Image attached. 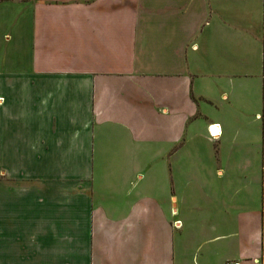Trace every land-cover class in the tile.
Returning <instances> with one entry per match:
<instances>
[{
  "label": "crops",
  "instance_id": "0c3cea01",
  "mask_svg": "<svg viewBox=\"0 0 264 264\" xmlns=\"http://www.w3.org/2000/svg\"><path fill=\"white\" fill-rule=\"evenodd\" d=\"M231 182L263 228L264 0H0V264H224Z\"/></svg>",
  "mask_w": 264,
  "mask_h": 264
},
{
  "label": "rangeland",
  "instance_id": "374dc122",
  "mask_svg": "<svg viewBox=\"0 0 264 264\" xmlns=\"http://www.w3.org/2000/svg\"><path fill=\"white\" fill-rule=\"evenodd\" d=\"M236 167L251 169L252 166L247 164H241L240 166L229 165V176L230 171L234 172L233 169ZM234 188V182H231V186L229 187V239L227 241H217L215 246L222 249L226 253V256H229V259L238 258L236 260L241 261V264H249L248 262H244L247 259L251 261L250 264H264V226L261 228L260 214L255 217L251 214V211H248L252 209V196L250 197V201L243 194L235 196L232 191ZM195 229L197 230L198 227ZM26 233L27 235H30V233L32 235V230H26ZM193 236L194 230H189L185 234L186 248L187 245L189 246L187 249L195 247ZM156 239L155 233L154 249L161 252L163 249L162 234L159 235V241ZM245 256L247 258H244ZM255 258H257L256 261L253 260ZM57 264H65V261L58 260ZM74 264H81V261L75 260ZM185 264L193 263L188 259ZM212 264L220 263L216 261Z\"/></svg>",
  "mask_w": 264,
  "mask_h": 264
},
{
  "label": "built area",
  "instance_id": "2783aa9c",
  "mask_svg": "<svg viewBox=\"0 0 264 264\" xmlns=\"http://www.w3.org/2000/svg\"><path fill=\"white\" fill-rule=\"evenodd\" d=\"M217 130L216 132H213V130ZM207 134H208V138L210 140H215L218 138V136L220 135V130H218V127L216 124H211L207 127ZM179 225V224H177ZM224 264H241V261L236 260V259H228L224 262Z\"/></svg>",
  "mask_w": 264,
  "mask_h": 264
},
{
  "label": "bare ground",
  "instance_id": "6f19581e",
  "mask_svg": "<svg viewBox=\"0 0 264 264\" xmlns=\"http://www.w3.org/2000/svg\"><path fill=\"white\" fill-rule=\"evenodd\" d=\"M217 130L215 129V130H213V132H216Z\"/></svg>",
  "mask_w": 264,
  "mask_h": 264
}]
</instances>
